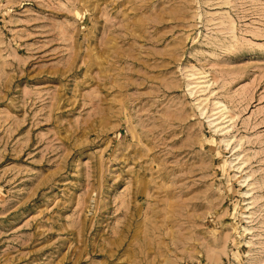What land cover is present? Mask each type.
I'll use <instances>...</instances> for the list:
<instances>
[{"label": "rangeland", "instance_id": "obj_1", "mask_svg": "<svg viewBox=\"0 0 264 264\" xmlns=\"http://www.w3.org/2000/svg\"><path fill=\"white\" fill-rule=\"evenodd\" d=\"M0 264H264V0H0Z\"/></svg>", "mask_w": 264, "mask_h": 264}]
</instances>
